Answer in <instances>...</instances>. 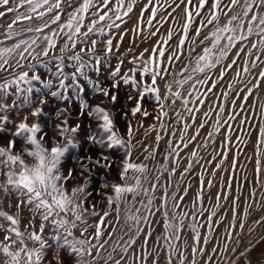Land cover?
Returning <instances> with one entry per match:
<instances>
[{"label":"snow or ice","instance_id":"1","mask_svg":"<svg viewBox=\"0 0 264 264\" xmlns=\"http://www.w3.org/2000/svg\"><path fill=\"white\" fill-rule=\"evenodd\" d=\"M136 7L137 0H0V19L13 14L6 24L0 22V205L7 200L14 209L0 207V264H200L197 256L206 254L222 201L233 213L230 227L243 232L249 210L244 209L237 224L236 193L247 178L237 180L239 153L232 147V125L228 120L221 123L223 106L217 105L213 131L207 133L215 143V134L223 128L219 150L214 149L216 155L206 161L212 169L201 165L196 175L198 190L189 201L190 209L185 198L191 185L181 188L170 181L189 145L193 147L179 171L181 180L192 175L194 164L203 159L197 151L201 145L195 142L214 110L204 112L199 123L195 113L209 93L215 94L230 70L239 78L241 72L251 75L258 63H264V0H172L171 4L146 0L139 8L136 29L122 31L124 18ZM146 12L150 29L156 22L174 24L179 31L169 27L161 35L156 27L143 36ZM133 31L140 33L141 42L153 43L133 55L128 60L131 67L122 71L125 59L116 53ZM185 56L181 74H189L175 83L182 87L191 81L187 95L173 90L166 80L170 68ZM261 85L264 68L257 71L252 88L245 83L235 91L236 84L228 83L220 95L227 99L229 91H235L246 103L253 88ZM149 95L158 106L161 128L168 100V107L180 100L191 121L176 112L177 121L183 122L182 133L179 142H166L164 162L155 176L146 163L155 159V149L145 148L148 155L143 160L132 155L133 125L128 119L149 115L144 108ZM117 111L126 119L123 135ZM193 125V134L185 140ZM161 139L156 136L157 148ZM235 139L243 143L239 135ZM77 147L82 151L72 156ZM116 149H123V154L115 156ZM230 153L234 154L229 162ZM250 159L259 182L264 172V124L257 128ZM221 171L227 176L216 183L206 178L205 174L216 177ZM165 174L168 179L162 183ZM97 176L103 178L98 187ZM254 195L250 192L249 198ZM206 201L212 206L207 207ZM257 206L261 214L252 220L243 249L238 251L239 235L236 247L223 249L235 257L232 264H264V232H257L264 227V202ZM232 235L228 234L229 240ZM211 253L206 264H213L217 249Z\"/></svg>","mask_w":264,"mask_h":264},{"label":"rangeland","instance_id":"2","mask_svg":"<svg viewBox=\"0 0 264 264\" xmlns=\"http://www.w3.org/2000/svg\"><path fill=\"white\" fill-rule=\"evenodd\" d=\"M168 4L172 3V0H167ZM146 3V0H137V7L134 10V13L130 15V17H125L126 23L121 24V30L124 32H128L129 29H136L137 25V17L140 15L139 8L140 6L144 5ZM160 3L163 4L164 0H160ZM170 10V9H169ZM23 11V9H21ZM13 14L9 13L6 17L0 19V22L7 23L10 21ZM148 17V13L146 12L144 14L145 23L143 25V36H147L148 32L150 30H155L156 27L160 28V34L164 35L165 30L169 27H175L176 31H179V27L176 25H170V24H156L154 22V26L152 29L148 27L146 24V20ZM159 19V17H158ZM223 22V20H222ZM211 28V26H209ZM133 40H135V43H133ZM116 41L114 40V44ZM153 43L152 39L145 40L144 42H141L140 39V33L133 31L132 33H129L124 37L123 42L121 43L119 52L116 53L117 56H123L125 59V64L122 67V71H127L129 67H131L130 64H128V60L132 58L133 55H138L139 53L143 52L145 48H150ZM131 49V51H129ZM199 51V49H197ZM147 55V53H145ZM231 56V53H230ZM227 62V61H225ZM116 60H112V64L115 65ZM187 63V57H183L180 61H177L174 63V65L170 68V73L166 80L169 83H172L173 90L175 91H181L184 92L185 95H187L186 90L190 89L191 81L187 84H184L182 87L177 85L175 81L183 80L184 77H186L189 73L183 72L182 69L184 65ZM243 61H238V64L242 65ZM219 68V66H218ZM259 68H264V63H258L257 69H253L250 74L241 72V76L239 78H235V72L229 71L225 79L221 82H219L217 89L214 90L215 94L209 93V98L205 100V104L200 107V112L195 113L197 117V123L200 121H203L205 117L203 116L204 112L209 111V108L211 107L214 111L210 114V118L207 119V124L205 125L204 129L200 130V136L197 138L196 144L201 145V147L198 148V157H202L203 159H200L199 164H194L193 173L192 175L186 177L184 180H181V177L179 175L180 169L186 166L188 159H189V152L191 151L193 145H189L188 149H184L181 152V158L179 160V168L177 171V174L175 176L171 177L170 184L175 185L177 183L180 184L181 188L187 185H191L188 197L185 198V207L191 208V204L189 201L194 198L197 188V179L196 175L201 171V165H204L207 169L211 170L213 167V164H206V161H210L212 156L216 155V151L214 149H217V145H219L224 130L221 128V131L219 133H216L214 136L215 143L212 142V140H208L207 133L213 131L212 125L216 122V115L218 112L217 105L223 106L224 112L219 113L221 117V123H223L224 120H228V123L232 125L233 128V144L232 147L236 150V152L239 153V160H240V167L238 168L236 172L237 180L240 181L242 177L247 178L246 185L236 194L240 196V200L238 201L237 207H236V214H237V221L238 224L241 219L244 217V209L248 208L249 215L248 219L245 221V228L243 232H239L238 228L233 229L230 227V222L232 221L233 213L230 211L229 204L227 202L222 201L221 203L224 205L222 209H217L218 216L215 218L218 220V223L214 226L213 231L209 235V242L207 245V251L204 256V258H201L197 256L198 262L200 264H206L207 256L212 254L211 250L213 248L217 249V253L213 257V264H232V261L235 259L234 256L230 252H224L223 249L225 245L228 246L229 249L232 247H236V237L237 235L242 237V241L238 247V251L243 249L245 246L247 240L243 239L246 237V234L248 232V229L250 227H253L252 220L255 218H258V216L261 214L259 207L257 206L260 202H264V172L261 173L259 177V182H256V176L253 171L254 169V161L253 159H250L253 157V146L256 141L257 137V128L258 126L264 124V85H261L258 88H253L252 95L249 96L248 101L245 103L242 99H240L236 94L235 91H238L240 88L244 87V84L246 83L248 88H252V85L256 83V73L259 70ZM212 73H210L211 75ZM195 78H203L201 74H195ZM242 81V82H241ZM161 84V95L164 94L163 89V81L159 82ZM228 83H234L236 84V90L235 91H229L227 99H224L221 97V92L227 90V84ZM197 87H200L197 85ZM201 92H204V88H200ZM235 99V104L232 103V101ZM165 110L168 111V116L164 117L162 122L164 125V128H161V121H158L156 119V115L158 112V106L156 105L155 100L151 95L148 96L147 102L144 104V108L147 109L149 112L148 116H143L141 114H137L136 117H129L128 119L131 120V123L133 125V136L132 139V155L134 158H139V160H143V157L148 155V152H145L144 149L148 148V151L151 152L155 149V159H150L146 161L149 165V170L152 174V176L158 175L161 171L160 165L164 162L163 157L167 150V141L168 140H175L176 142H179V137L182 133L183 129V122H178L176 117V112H180L182 116L185 118L186 122H191L189 118V113H187L184 108L182 107L181 101L177 100L176 104L168 107L170 105L171 101H165ZM240 105H243L241 108ZM192 106V105H189ZM237 113L235 116V119H229V115ZM247 119V123H241ZM116 120H117V127L120 129L121 134L123 135L126 131V119L120 115L119 111L116 113ZM154 126V127H153ZM195 129V125L193 127L188 129V132L185 134V140H187L188 136L192 135ZM175 132V137L171 136V133ZM160 135L162 139L159 142V146L157 148L156 146V136ZM236 135H239L240 139L243 140V143H240L239 140H236ZM208 140V146L203 147V144L205 141ZM2 142V141H0ZM86 147V146H85ZM82 149L77 147L74 148L71 152L72 156H75L77 152H81ZM123 154V149H116L115 150V156H121ZM234 153L229 154V162L231 160V156ZM69 165H71L72 161H68ZM169 165L171 166V161H169ZM225 168L228 167V162L224 165ZM207 179H213L214 183L218 182L221 176L226 177V172H219L216 177L207 176ZM102 176H97L94 178L96 186H99V183L102 181ZM168 177L167 174L161 177V182L164 183L167 181ZM172 188L170 187L169 191H171ZM212 192H215L216 189L213 188L211 190ZM254 192L255 195L253 198H249V193ZM2 195V193H0ZM94 199L99 200L98 196H95ZM8 201L5 200L0 207L3 208L5 211H13L14 209H10L8 207ZM12 203H15V201H12ZM206 206L211 207V203L206 201ZM250 206V207H249ZM101 207H103V204H101ZM24 216L30 219V215L25 212ZM27 219L23 221V223H26ZM39 226V221L37 220V227ZM23 227V224H22ZM201 232L205 235H208V233L201 229ZM232 232V239H228V234ZM257 232H264V227L258 228ZM78 235V233H77ZM64 253L61 252V256H63ZM49 259H52L54 254L52 252L48 253Z\"/></svg>","mask_w":264,"mask_h":264}]
</instances>
